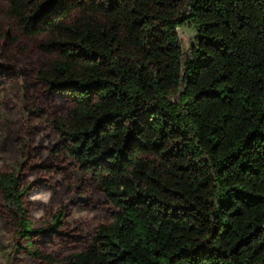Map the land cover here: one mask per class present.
Masks as SVG:
<instances>
[{"label": "trees", "instance_id": "16d2710c", "mask_svg": "<svg viewBox=\"0 0 264 264\" xmlns=\"http://www.w3.org/2000/svg\"><path fill=\"white\" fill-rule=\"evenodd\" d=\"M2 2L46 55L36 79L73 97L58 140L112 210L61 261L264 264V0ZM185 24L198 34L187 50ZM19 165L0 194L26 239L42 230Z\"/></svg>", "mask_w": 264, "mask_h": 264}, {"label": "rangeland", "instance_id": "374dc122", "mask_svg": "<svg viewBox=\"0 0 264 264\" xmlns=\"http://www.w3.org/2000/svg\"><path fill=\"white\" fill-rule=\"evenodd\" d=\"M177 33L183 50L197 42L198 34L189 24L179 26ZM37 43L21 34L2 2L0 173L14 163L20 164L22 182L30 185L24 198L27 217L32 229L42 231L16 239L0 194V264H49L32 258L27 250L33 249L59 260L54 264H64L61 260L65 256L82 250L91 241L98 225L113 219L98 184L80 174L58 140L54 121L66 116L73 97L50 91L36 79L35 70L46 59ZM60 209L63 215L53 226Z\"/></svg>", "mask_w": 264, "mask_h": 264}]
</instances>
